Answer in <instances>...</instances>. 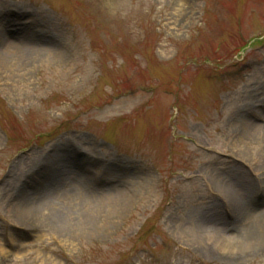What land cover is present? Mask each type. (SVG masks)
Returning a JSON list of instances; mask_svg holds the SVG:
<instances>
[{"label":"rangeland","instance_id":"374dc122","mask_svg":"<svg viewBox=\"0 0 264 264\" xmlns=\"http://www.w3.org/2000/svg\"><path fill=\"white\" fill-rule=\"evenodd\" d=\"M263 105L264 0H0V264H264Z\"/></svg>","mask_w":264,"mask_h":264},{"label":"bare ground","instance_id":"6f19581e","mask_svg":"<svg viewBox=\"0 0 264 264\" xmlns=\"http://www.w3.org/2000/svg\"><path fill=\"white\" fill-rule=\"evenodd\" d=\"M249 126H253L256 128H259V126L255 125L253 121H249ZM252 134V133H251ZM223 220H218V219H204L201 222V229L203 228H210L212 230H210L207 239H210V241H215V243H218L219 245H223L225 247V249L222 250L224 257L228 256V257H237L238 254H240L242 252V249L247 245H250L249 242H251V238L253 239V241H257L259 240V238L261 237V233H254V234H250L247 238H246V242L245 239L243 240V238L241 239L240 236L237 233V229L235 227H231L233 224L231 222H226ZM214 225H220L222 226V228L224 230L229 231L227 236V241L222 242V239L219 238V235L216 234L218 233L219 228L217 226ZM252 235V236H251ZM225 236V237H226ZM247 236V234L245 235ZM251 236V237H250Z\"/></svg>","mask_w":264,"mask_h":264}]
</instances>
